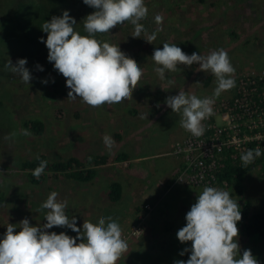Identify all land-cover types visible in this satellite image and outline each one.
I'll return each instance as SVG.
<instances>
[{
    "label": "rangeland",
    "instance_id": "obj_1",
    "mask_svg": "<svg viewBox=\"0 0 264 264\" xmlns=\"http://www.w3.org/2000/svg\"><path fill=\"white\" fill-rule=\"evenodd\" d=\"M160 1L144 0L149 11L141 22L146 36L155 33V40L148 42L143 37L132 38L134 29L128 23L109 32V43L120 47L135 60L143 75L132 92V98L120 105L94 108L79 97L68 98L66 78L47 60L48 49L41 41V37L46 39L47 34L40 27L53 15L69 10L77 23L75 30L85 35L83 19L88 8L94 9L84 5L83 0H69L68 8L64 0H0V192L3 196L0 234L6 231L8 223L18 224L25 217L30 223L42 226L46 222V210H41L40 206L50 192L56 191L59 200H67L66 212L79 221L77 227L81 230L84 223L95 225L101 218L109 216L121 225L128 250L116 264H173L181 259L179 253L184 244L176 233L185 225L186 212L204 186H187L178 182L170 189L167 186L166 190H159L153 200L151 197L134 200L123 195L121 200L112 202L105 183L92 188L90 182L49 177L45 183L36 184L30 173L22 168L25 160L41 153L50 161H56L61 156L82 159L100 151L108 152L103 143L105 136L114 141L109 154L125 151L135 159L154 155L159 160L170 159L165 154L174 155L171 151L173 144L185 134V130L180 125V114L165 105L166 97L179 91L201 98L211 97L216 78L214 76L210 86L205 88L201 78L209 72H202L197 77L200 70L194 63L192 66L178 65L175 72H167L166 79L160 80L153 70L155 62L151 56L156 48L163 47V43L177 44L189 55L193 52L207 55L210 51L224 49L235 68V81L241 70L246 73L253 67H264V0H206L202 4L198 0H189L183 7L177 6L182 3H174L171 12L166 8L161 10ZM166 2L170 8L174 1ZM156 15L163 17L162 23H156ZM163 30L164 35L161 34ZM97 40L107 42L109 39ZM19 58L27 59L26 67L32 73L30 84L5 67L9 60L15 64ZM38 64L43 66V71L37 68ZM44 79L48 80L47 84L42 83ZM233 95L234 88L223 92L214 99L213 107ZM28 118L42 119L45 132L42 135L30 132L23 123ZM25 129L30 135L22 134ZM117 165L125 172H131L134 166L140 175L147 172L142 161L128 168L122 161ZM106 170L112 173L108 179L117 178L111 171L113 168ZM260 182L256 172L247 176L246 197L264 207V182ZM135 201L144 204L136 208V220L128 226L137 205ZM140 222L144 230L142 235L125 238L124 234ZM48 231H63L76 239V235L66 228L54 226ZM238 240L241 252L251 249L259 264H264V240H250L240 230Z\"/></svg>",
    "mask_w": 264,
    "mask_h": 264
},
{
    "label": "clouds",
    "instance_id": "obj_2",
    "mask_svg": "<svg viewBox=\"0 0 264 264\" xmlns=\"http://www.w3.org/2000/svg\"><path fill=\"white\" fill-rule=\"evenodd\" d=\"M83 3L95 9L83 19L85 35L75 30L77 23L69 10L53 15L40 26L47 34L46 39L41 37L48 49L47 60L66 78L68 98L79 97L94 108L120 105L132 98L143 75L142 69L120 47L98 41L96 34L128 23L134 29L132 38L143 37L151 42L156 34L146 36L141 23L147 18L148 9L144 0H83ZM155 21L160 24L163 17L156 15ZM151 57L155 62L153 70L162 81L166 73L175 72L178 65L192 66L194 63L200 71L215 76L216 87L211 97L201 98L179 91L166 97L164 102L172 112L180 114L184 130L194 137L203 135L202 122L213 114L214 99L236 84L235 68L228 53L221 48L207 55L196 52L189 55L177 44L163 43ZM26 64V58H19L15 64L9 60L5 67L30 84L32 73ZM37 68L44 70L39 64ZM42 83L47 84L48 80ZM22 134L30 135V132L25 129ZM103 143L109 151L114 146L109 136L104 137ZM262 155L264 151L259 147L243 152L241 167L246 168ZM47 163L40 160L32 175L39 178ZM197 193L196 201L186 212L185 225L176 233L182 244L191 242L179 253L180 256L188 254V259H178L173 264H259L251 249L240 250L237 223L242 215L238 201L228 191L215 186L206 185ZM58 195L52 191L42 202L40 208L46 210V222L42 226L30 223L27 217L18 224L6 225V231L0 234V264H116L128 250L122 227L116 220L103 217L95 225L84 223L81 230L77 227L79 221L66 212L67 200H59ZM54 226L70 230L76 239L63 231H48Z\"/></svg>",
    "mask_w": 264,
    "mask_h": 264
},
{
    "label": "trees",
    "instance_id": "obj_3",
    "mask_svg": "<svg viewBox=\"0 0 264 264\" xmlns=\"http://www.w3.org/2000/svg\"><path fill=\"white\" fill-rule=\"evenodd\" d=\"M68 1L69 0H64L66 8H68ZM168 1L169 2L174 1L173 3L170 4V8L167 7L168 4L166 0H161L159 2V8L160 9L162 8L161 10H164L166 8L168 12H171L174 10L175 7L173 6L174 3L176 2L182 3V4H177V6L183 7L184 4L189 0H168ZM198 1L200 4L206 2V0H198ZM93 11H95V9L89 10L88 8L85 17L87 16V14ZM165 31L166 32L168 31L167 28L165 29ZM233 31L234 30H232V32ZM109 32L112 33V30H109L108 32L105 33H97L96 38L102 39L101 41H103L104 38L105 39L107 38L109 39L107 42H109L110 38L107 37L110 34ZM161 34L164 35V30L161 32ZM257 69L264 71V67H257ZM202 72L203 71H199L197 77L198 76L200 77L203 74ZM243 73L241 70L238 72L239 75H236L237 83L235 84L234 87V95H233L234 97L238 95L237 87L240 84V79L244 75ZM213 78L214 75L211 72H209L207 76H202L201 79L203 80V86L205 88L209 87ZM256 79L259 82L258 84L260 88L262 89L264 87V77L261 78V75H258ZM261 105L264 106V103L261 102ZM23 123H24V127L29 129L30 132H33L36 135H42L45 132L46 126H45V122L42 119L28 118L25 119ZM117 137L119 139L121 138L120 135H118ZM255 146H256V142L252 141L249 143V149H255L256 148ZM261 150L264 151V144ZM233 153H234L233 149H226L224 153L225 158L221 161V163H219L214 168V170H212L215 176L213 180V184L214 186L217 185L219 188L228 191L231 197L232 198L234 197L235 198L234 200L238 201L242 215L241 220L237 223V227L240 230V232L250 240L262 241L264 240V207L260 205V202H255L253 198L246 197L247 188H248L246 184V178L251 173L256 172L257 179L261 180L260 183L264 182V155L256 158L252 164H249L246 168H243L241 167V160H240L241 155H239L238 158H235L232 156ZM37 157H39V159H37ZM129 158L130 155L127 152L123 151L120 153L117 152L115 155L109 153L99 154L97 152L95 154H89L87 156H83L82 159L76 156H69L66 158L61 156L56 161H50L47 155L41 153L40 155L38 156L36 155L32 159L25 160L22 164V168L28 171V173H30L32 182L36 184L45 183V181L49 177L55 179L66 178V179H73L81 183H87V182L91 183L100 172L101 166L110 165L117 161H124ZM40 160H45L48 163L45 172L39 178H36L32 175V172L39 165ZM185 168L186 165L183 160L181 169H179L177 174L171 180L170 186H172V184L174 183H178L177 178L185 170ZM225 182H227V184H225ZM184 184L197 186L191 183H184ZM105 185L107 184L105 183ZM108 197L112 202H117L121 200V198L123 197V185L119 179L114 178L110 180L108 185ZM245 197L247 199H245ZM256 203H258V206H255ZM2 204H3V196L0 192V206H2ZM190 243L191 242H187V244H184V248L186 246H189ZM180 258L183 260H187L188 254H185Z\"/></svg>",
    "mask_w": 264,
    "mask_h": 264
},
{
    "label": "built area",
    "instance_id": "obj_4",
    "mask_svg": "<svg viewBox=\"0 0 264 264\" xmlns=\"http://www.w3.org/2000/svg\"><path fill=\"white\" fill-rule=\"evenodd\" d=\"M261 71L253 67L244 73L237 88L238 95L223 99L213 107V114L202 122L203 135L194 137L190 133L176 142L172 153L182 157L186 165L178 182L214 186L212 170L225 158L226 149H233L232 156L238 158L249 149L252 141L256 142V148L263 147L264 106L261 102L264 103V87L261 89L256 79L258 75L264 77ZM141 224L133 225L124 237H140L144 231Z\"/></svg>",
    "mask_w": 264,
    "mask_h": 264
},
{
    "label": "crops",
    "instance_id": "obj_5",
    "mask_svg": "<svg viewBox=\"0 0 264 264\" xmlns=\"http://www.w3.org/2000/svg\"><path fill=\"white\" fill-rule=\"evenodd\" d=\"M188 133L189 132L185 130V134H183V136L179 140H182V138H185ZM172 150H173V147L171 151ZM98 153L103 154V153H111V152L100 151ZM165 155L170 156V159H167L165 161L159 160L157 159L158 157L154 155L151 157H147V156L138 157L137 159L132 158L130 156L129 159L122 161L125 168L132 167L135 162L142 161L143 166L144 165L146 166L143 169L146 170L147 172L141 175L136 172L137 166H134L131 172H125L124 168L117 165L121 161H117L110 165H103L101 166V169H104V170L103 171L100 170V172L97 175L100 177H97V176L95 177V179L91 182L92 184L91 187L92 188L95 186L98 187L99 184L106 183L107 185L105 186L108 189L110 180L114 178L110 177L111 179H108V176L112 173L106 169L113 168V170L111 171L115 172V176H117V179H119L122 182L123 195H128L130 198H134V200H137L140 197L141 198L151 197V199L153 200L154 198L157 197V192L159 190L163 191V190H166L168 187L170 189L171 180L174 178V176L177 174V172L179 171V169H181V166H182L183 159L178 158L169 153H166ZM104 172H107V173L103 174ZM153 194H154V197H153ZM135 203H137L135 210H134L135 212H134L133 217L129 219L128 226H130L136 220V217H137L136 208L144 204V203L139 204V202L137 201H135ZM145 203H149V202H145Z\"/></svg>",
    "mask_w": 264,
    "mask_h": 264
}]
</instances>
